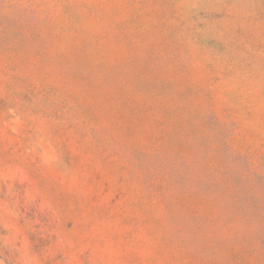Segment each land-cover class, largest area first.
Listing matches in <instances>:
<instances>
[{"label": "rangeland", "instance_id": "374dc122", "mask_svg": "<svg viewBox=\"0 0 264 264\" xmlns=\"http://www.w3.org/2000/svg\"><path fill=\"white\" fill-rule=\"evenodd\" d=\"M0 264H264V0H0Z\"/></svg>", "mask_w": 264, "mask_h": 264}]
</instances>
